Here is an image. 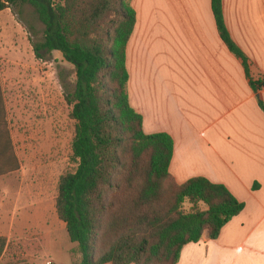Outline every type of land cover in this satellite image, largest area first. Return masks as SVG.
I'll return each mask as SVG.
<instances>
[{
  "label": "trees",
  "instance_id": "16d2710c",
  "mask_svg": "<svg viewBox=\"0 0 264 264\" xmlns=\"http://www.w3.org/2000/svg\"><path fill=\"white\" fill-rule=\"evenodd\" d=\"M131 1L0 0V12L29 5L43 25L40 41L30 42L36 59L47 62L56 51L74 68L65 100L75 122V168L58 179L55 212L77 246L76 264H177L186 245L205 233L217 239L244 208L221 184L201 177L178 184L169 173L171 137L143 132L127 96ZM211 9L221 40L258 91L264 85L252 80L248 59L227 32L222 0H211ZM17 170L2 122L0 177ZM6 245L0 237V260Z\"/></svg>",
  "mask_w": 264,
  "mask_h": 264
},
{
  "label": "crops",
  "instance_id": "0c3cea01",
  "mask_svg": "<svg viewBox=\"0 0 264 264\" xmlns=\"http://www.w3.org/2000/svg\"><path fill=\"white\" fill-rule=\"evenodd\" d=\"M131 6L127 96L143 132L171 137L169 173L178 184L201 177L244 205L217 239L205 233L186 245L177 264H264V112L258 105H264V86H250L241 61L221 40L211 0H132ZM4 14L0 31L15 47L14 59L28 68L23 29L9 9ZM222 14L252 80L264 85V0H222ZM3 98L0 75V118ZM28 191L9 192L13 206H0V237L7 240L0 264L8 253L29 254L46 234L44 194Z\"/></svg>",
  "mask_w": 264,
  "mask_h": 264
},
{
  "label": "rangeland",
  "instance_id": "374dc122",
  "mask_svg": "<svg viewBox=\"0 0 264 264\" xmlns=\"http://www.w3.org/2000/svg\"><path fill=\"white\" fill-rule=\"evenodd\" d=\"M10 13L23 29L30 65L28 68L19 65L13 56L15 47L9 43L5 31H0L4 92V114L0 121L5 125L18 165L17 171L0 177L3 187L0 206H13L9 192L20 187L26 193L29 188L34 193H43L47 230L38 248L33 242L29 254L8 253L1 264H76L80 260L77 246L70 242L65 225L52 208L58 179L75 168L71 162L75 122L70 118L71 106L65 100L75 82L74 68L64 61L60 52H53L47 62L35 58L30 42L40 41L44 27L29 5ZM6 17L4 14L0 19ZM10 26L17 28L11 22L10 31Z\"/></svg>",
  "mask_w": 264,
  "mask_h": 264
}]
</instances>
